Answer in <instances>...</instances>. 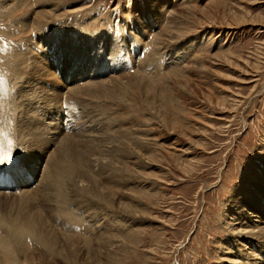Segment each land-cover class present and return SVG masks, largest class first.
<instances>
[{"label": "rangeland", "instance_id": "374dc122", "mask_svg": "<svg viewBox=\"0 0 264 264\" xmlns=\"http://www.w3.org/2000/svg\"><path fill=\"white\" fill-rule=\"evenodd\" d=\"M160 1L20 0L12 6L9 0H0V69L5 72L2 76L0 71V97H15L25 90L15 77L25 81L27 68L18 65L17 71L10 70V64L14 67L19 61L14 52L31 37L27 30H19L21 24L48 30L50 41L56 38L55 28L57 32L64 30L58 35H65L55 40L60 41L61 55L75 49L84 56L74 61L75 67L65 64V69H73L70 76L56 71L60 84L72 83L74 78L81 82L78 85L85 84L87 78L93 82L98 73L103 76L100 79L114 80L109 87L104 84L81 91V96L75 97L80 104L72 108V113L69 106L63 105L58 115L63 131L56 137L74 132L71 140L76 148L104 153V163L96 169L101 177L113 173L112 159L116 162L118 157L127 156L128 152H118L123 140L138 150L141 158L134 159L131 153L128 166L133 171L115 173L119 179L107 184L119 189L115 202H123L127 211L116 203L113 206L93 199L89 192L77 194L70 188L73 184H67V196L72 199L69 206L65 204L69 208L66 212L83 222L77 228L73 220H68L64 231L76 236L77 248L68 246L63 256L61 250L67 244L63 240L55 253L39 255L38 237L27 238L26 231L21 230L12 235L15 256L22 257V242L26 240L38 253L36 259L55 255L58 264H225L238 259L236 255L242 250L227 230L224 216L226 207L232 206L229 211L233 212V206H239L241 190L245 191L246 202L253 197L258 201L255 205L262 210L264 220V192L260 186L264 178V0ZM164 2L162 10L156 7ZM171 9L176 14L177 36L174 42L166 40L163 45V33L173 24ZM157 33L164 53L151 65H146L142 57V66L138 57L141 51L145 55L149 50V36L155 39ZM72 39L73 43L69 41ZM89 48L97 49V58ZM108 52L116 53V58L108 59L111 72L103 75L102 63ZM44 57L55 67L54 56ZM201 60L207 68L200 65ZM141 66L145 71L135 69ZM76 70L88 74L80 77ZM49 83L54 88L53 82ZM181 83L186 85L182 87ZM50 106L45 103L39 110L52 114ZM19 122L14 126L18 127ZM91 133L98 135L100 142L92 141L88 136ZM109 141L114 149L102 151V145ZM52 142H34L32 153L27 148L22 152L15 149L10 155L3 152L0 185L9 186L13 174L19 175L29 165L34 168V172L29 170V183L35 186L43 168V162L35 161V156L48 153ZM18 156L24 158L23 164H19ZM69 175L70 170L63 171V180ZM13 183L14 187L0 191L19 193V182ZM55 211L43 214L54 219ZM86 215L89 217L78 218ZM95 219L100 220L98 225ZM10 232L4 225L2 236L8 238ZM111 239L114 247L107 252L102 246ZM263 242L257 241L253 248L258 256L257 249ZM5 257L1 264H8ZM260 262L264 264V258Z\"/></svg>", "mask_w": 264, "mask_h": 264}, {"label": "bare ground", "instance_id": "6f19581e", "mask_svg": "<svg viewBox=\"0 0 264 264\" xmlns=\"http://www.w3.org/2000/svg\"><path fill=\"white\" fill-rule=\"evenodd\" d=\"M154 1L156 2V4H159L161 2L160 0H154ZM9 2L12 3L11 4L12 6H15L20 2V0H9ZM163 4H166V2L162 3L161 6H156V7H160L162 10L165 7V5ZM172 12H174V9L169 10L170 14ZM169 15L167 17H169ZM174 15H176L175 12L172 14V18H171L173 24L171 25L170 28H168L166 33H163L162 36L163 43L161 42L163 45H166L165 43L166 40L170 41L171 43L172 42L171 40H173L174 42V40L176 39L175 36H177L176 35L177 31L176 34H174L175 33ZM23 29L30 32L31 37L27 39V41H24V43L20 42L21 43L20 47H18L16 49V52H14L15 55L19 57V61L17 60V62H14V65L16 64L14 66L15 68L12 67L13 64H10L11 65L10 70L12 69V71L15 72L17 71L16 69L18 68V65H21L20 67L27 68V71H29V76L26 77L25 81H22V79H18L15 77V80H18V82L24 85L25 92L22 90L21 92L18 93L19 95L15 97H10V96L9 97L7 96V98L0 97V151H1L0 155L2 158L3 154H5L3 152H7L9 155L13 154L15 149H19L22 152V150H24L23 148L25 149L27 148L28 151L32 153L33 149L30 148L33 147L31 145L34 144V142L48 141L49 143V140L51 139H53L54 142L50 143L51 146L48 149V153L46 151L45 155L35 156L36 157L35 161L43 162V166H42L43 168L40 171L41 176L40 179L38 178L40 181H38L37 179L36 181L37 183L35 186L29 183V179L31 178V177L29 178V176L30 175L32 176V174L29 173V170L34 172V168L28 167L29 165L27 166V162L24 161V167L25 166L27 167H25V169L23 168L21 170V173H19V175L13 174L12 179L10 180L12 182H10L9 184V185L11 184L13 185L14 184L13 182H16L17 184L19 182V185L21 187V189L19 187L20 190L19 193H15L14 192L15 190L13 192H10L9 190H8L9 192L0 191V264L2 263L1 258L4 255L6 256L5 260L8 259V264H38L37 260L44 262V264H58L57 263L58 259L54 257L55 255L54 256L46 255L47 259H44L42 257H38L36 259L35 257L36 254L35 252H33L34 247L28 244L27 242H25L26 240L24 241V239H21V241H24L22 242L24 253L22 257H20V255H18V253L16 252V255H18L19 257L18 258L17 256H15V251L17 249L15 248L14 250L15 240L12 235L15 232L18 233L21 230H25L27 234L26 235L27 238H29L30 235H33V238L38 237V242L40 243L41 248L39 249L40 252L37 250L35 251L39 252V255L43 253L45 254L55 253L58 250L59 246L62 245V241L64 240L67 243L65 249L61 250V253L64 256L68 246L74 248H77L78 246L77 238H75L76 236L68 235L64 231V225L66 224V222H68V220L69 221L73 220L75 227L78 228L80 226V223L83 222L82 220L81 221L78 220L76 215L73 217L74 214L72 215H70V213L67 214V212H69V208L67 206L70 205L69 198L71 197H68L69 195L67 194L66 191V187H67L66 185L67 184L71 185L72 183L73 185L70 188H72L71 189L72 191H76L75 193L81 194L82 191L89 192L91 193L93 199L97 198L104 201L105 203H109L115 206L114 203L117 202V201L115 202V200H117L118 198L117 193H119L120 191L119 189L113 186H107V184L114 179L115 180L119 179L114 177L115 173H120V172L129 173V170L133 171L132 167L128 166L129 155L131 156V153L132 156L134 155V159L135 156L137 157L136 158L137 160L141 158L139 157L140 156L139 151L136 149H132V145L128 141L123 140L124 143L123 142L120 143V149H118V152H122V153L128 152L127 156L123 155L118 157L116 162H114L115 159H112L113 162L111 168L113 169V173L110 172L107 173V175H104L103 172L104 176L101 177V174H99L101 172L97 173L96 169L98 166L104 163L101 162L102 159H104L102 157H106L104 153H98V154L94 152L89 153L86 150H80L76 148L72 144V140H71L72 137L74 136L73 134L74 132L70 134L67 132L68 134L66 133L61 137L58 138L56 137V135L59 136L60 135L59 133H62L63 131L61 130L62 124L61 122L59 123V118H58V115L61 114L62 112L63 105L69 106V108H71L69 110L72 113V110L76 106L78 107V105L80 104V103L77 104L78 103L77 100L79 98L75 99V97H80L81 91H85L89 88L98 87L104 84L106 87H109V85L113 82L114 78L111 77V78L100 79L103 78V76L98 73L97 78L100 80L96 79L93 82H91V80L89 79L90 80L89 82L87 78L86 81L87 84L86 83L84 84L82 82V85H78L81 84V82L75 81V78L72 79L71 81L72 83L64 82L63 84H60L59 82L60 78H57L58 76H56L57 74L56 71L60 70L61 74L65 77L70 76L72 74L71 70L73 69H65L64 67L65 64L69 62L70 63L69 65L71 67H75L74 61L81 56L83 57L84 55H82V53L79 50H78L79 54H77L75 49H72L71 51L67 50L68 55L66 56L61 55V51L58 48L60 41L56 42L55 40L59 39L60 35H58V32L60 31L61 33V31L63 32L64 30H59L57 32V29L55 28L58 37L56 35L55 38L54 37L55 32H53L52 34H54V36L52 37L54 38L52 39L55 40L51 39L52 41H50L51 33L48 30L39 31L36 27H29L26 24H21L19 30H23ZM37 30L39 31L38 33ZM134 31L136 34H139V31L137 29H135ZM62 34L65 35L64 33ZM154 35H155V39L149 36V40H150L149 50L148 49L147 51L145 50L146 51L145 55H142V51H141V56L138 57V61L141 62L142 66H144L142 57L145 59L146 65H151L158 58L160 59L162 57L161 54L164 53V51H162V45L158 40V33ZM80 36H82V34H80ZM69 41H72L73 43V39ZM144 41L145 40H143V42ZM160 41H161V37H160ZM170 43L167 42V44ZM145 45H146V41H145ZM134 46H137V42L136 44L134 43ZM26 47L28 50L26 49ZM82 47L88 49V46L85 44H83ZM89 49L93 51L91 55L97 58V49L96 48H89ZM172 49H174V46L172 47ZM94 52L96 53V55L94 54ZM165 52L168 54L166 50ZM130 53H131L130 50L127 51L128 55ZM8 54L9 53L5 55ZM115 54L116 53L111 52L109 53L108 58L106 57V59L105 58L103 59L105 60V63L104 62H103L104 64L102 63V67L104 68L102 71L103 75H105L104 73L106 72H111L110 69L111 65L109 64L108 59H115L116 58ZM44 55H48V58L54 56L53 63L55 67L51 65L49 62H46V60L49 61V59H46ZM3 58L7 59L8 56H3ZM60 61L63 62V66L60 63ZM200 65L203 66L204 68L206 67V65H204V62L201 63ZM142 66L139 68L136 67L135 69L144 70ZM0 71L2 76H4L5 75L4 69H0ZM76 72H78V75H80V77L82 75L88 74L87 72L82 73L79 72L78 70H76ZM20 73H22L21 70ZM181 76H185V75L181 73ZM5 78H7V76ZM9 78H10V74H9ZM50 81L53 82L54 88H51V85L49 83ZM185 81H188V79H185ZM184 84L185 83H181L182 87L184 86ZM62 85L65 86L63 87ZM172 89H174V84L173 87H171V90ZM0 95L2 94L0 93ZM15 102H17L16 104H19L18 102H21L22 105L19 104L20 107L18 106L16 107ZM45 103L47 104V107L51 105L49 107V109L51 110L48 111L50 112L53 111L52 114L51 113L45 114L39 110L41 106L44 105ZM53 114L54 116H49ZM6 121H7V126L5 125ZM18 121H20L21 123L19 122L20 124H18V127H15L14 124L17 125ZM89 128H87V130H89ZM64 132L66 131L64 130ZM95 135L94 134L92 135V133L88 134L90 139H93L92 141L100 142L99 139L100 137L97 138L98 135L97 136ZM111 143L112 142L110 141L106 142L104 145H102L103 149L101 150L110 151L111 149H114ZM99 148H101V145H99ZM18 157L20 158V156ZM21 158L18 161L19 164H23L22 159L24 158L22 159ZM71 169L73 170L71 171ZM66 170L68 171L70 170V175L71 174L74 175L72 178H69L70 177L69 175L67 176L68 178L66 179L64 178L63 180V171ZM105 177L106 179L103 186V178ZM121 178L123 179V177ZM260 186L262 187L261 189L262 192H264V178ZM252 189L255 190L254 188ZM16 191H18V189ZM248 192H252V191L248 189ZM241 193L242 195L240 196L241 200H239V206L238 207L233 206L232 208V210H234L233 212L229 211L232 207L231 205H230L231 207H226L225 210H227V212L226 214L224 213V216H225V225L227 226V230L230 231V235L235 238L234 240L239 242L238 244L240 245L242 250L241 253L239 252L236 255L238 259L234 258L232 259V261L225 262V264H261L260 261L262 258H264V244L262 247L259 246V248L257 249V251H259L260 256H258V253H256L254 249L256 248L255 246H257L258 244L257 241H264L263 240L264 220L262 217V210L256 207L255 204H257L258 201L254 197L251 201L247 200L246 202L245 191L243 192V190H241ZM109 196H112V200H107ZM65 204L68 205L66 206ZM117 204L120 206V209H122L123 211L128 210V206L125 205L123 202L116 203V206ZM51 209L57 210L55 211L57 214L55 213L56 216L54 217V219H50L47 215L43 214ZM52 214H54V212ZM87 217H89V215L82 217L78 216V218L81 219L82 218L85 219ZM104 220H105V216H104ZM95 221L97 220L95 219ZM99 221L100 220H98L95 224L98 225ZM106 221L109 220L106 218ZM121 221L125 222L126 220L123 219ZM58 222L61 224L57 225ZM4 225L8 226L11 229L10 236L7 233L8 238L2 236L1 233ZM120 229L121 228H119V231H121ZM110 241H112V239L105 242L106 245L102 246L104 248H107L106 249L107 252L110 251L109 249V247H111ZM121 241L125 243L124 238L121 239ZM113 245H115V243Z\"/></svg>", "mask_w": 264, "mask_h": 264}, {"label": "snow or ice", "instance_id": "6c2138e0", "mask_svg": "<svg viewBox=\"0 0 264 264\" xmlns=\"http://www.w3.org/2000/svg\"><path fill=\"white\" fill-rule=\"evenodd\" d=\"M0 163H2V162H0Z\"/></svg>", "mask_w": 264, "mask_h": 264}]
</instances>
